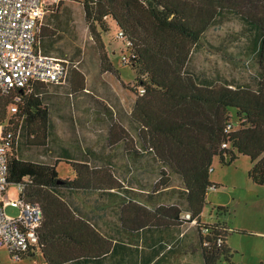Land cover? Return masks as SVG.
<instances>
[{
    "label": "trees",
    "instance_id": "obj_1",
    "mask_svg": "<svg viewBox=\"0 0 264 264\" xmlns=\"http://www.w3.org/2000/svg\"><path fill=\"white\" fill-rule=\"evenodd\" d=\"M243 1L84 0L89 31L100 48L104 49L102 33L108 32V19L132 43L129 61L122 58L121 63L138 70L135 90L138 93L142 88L145 94L137 98L131 117L139 127L143 147L154 153L167 173L181 179L186 208L166 205L152 193L142 201L121 198L118 190L122 185L110 169L90 167L87 162L72 165L73 178L63 181L57 164L20 159L14 153L15 144L9 151L8 183L23 184L22 196L43 212L39 246L34 251L42 252L46 264H104L107 260L161 264L164 255L173 253L176 229L196 221L205 230L200 219L207 193L218 188L210 181L215 157L222 164H230L235 152L250 157L248 176L256 185H264V0H256L257 14H246ZM229 15L238 16L253 32L252 50L259 68L256 88L201 81L187 71L204 33ZM46 36L40 29L43 49ZM44 87L38 85L31 93L17 90L6 97L0 95V132H11L16 138L22 123L29 137L40 140L37 145H45L50 115L40 99L39 91ZM16 95L22 103L8 119L7 109ZM13 118L18 119L16 123ZM229 123L236 125L226 133ZM13 124L16 126L11 128ZM224 144L228 149L222 148ZM166 172L161 171L160 185L152 192L160 194L172 187ZM73 195L107 196V207L117 205L116 236H103L93 219L74 206ZM184 213L190 216L188 221ZM206 230L210 235L201 234L198 240L204 264L229 263L227 229ZM219 240L223 242L220 247ZM134 242L143 244L150 253L132 250Z\"/></svg>",
    "mask_w": 264,
    "mask_h": 264
},
{
    "label": "rangeland",
    "instance_id": "obj_2",
    "mask_svg": "<svg viewBox=\"0 0 264 264\" xmlns=\"http://www.w3.org/2000/svg\"><path fill=\"white\" fill-rule=\"evenodd\" d=\"M242 5L246 14H257L256 0L243 1ZM107 25L108 32L102 33V49L89 31L84 0H63L57 12L44 18V50L51 57L66 60L72 75L65 85H46L39 91L43 107L50 115L45 145H37L40 140L29 137L19 123L21 134L17 136L14 153L23 160L57 164L63 181L73 178L75 163L108 168L122 185L119 197L131 196L142 201L152 193L166 205L178 204L185 209L181 179L167 173L140 140L139 127L131 117L139 97L135 90L138 70L123 66L122 52L128 50L123 41L116 39L115 22L108 19ZM253 39L250 26L238 16L220 19L202 36L187 71L201 81L256 88L259 68L252 50ZM7 113L11 119V110L7 109ZM17 120L13 118V123ZM235 154L230 164L214 158L210 181L218 188L208 190L200 223L205 229H227L231 261L223 264H264V185H256L249 178L250 157ZM161 171L169 174L172 187L157 194L152 191L160 185ZM9 195L20 197L15 184L10 185ZM73 197L74 206L93 219L103 236H116L117 205L115 210L107 207V196ZM8 214L16 217L18 212L9 209ZM201 234L204 233L196 224L186 223L176 229L173 253L164 255L161 264H204L198 244ZM144 247L134 242L132 250L139 248L143 255H148L150 250ZM45 262L41 251L14 262L6 250L0 249V264ZM104 264L121 263L107 260Z\"/></svg>",
    "mask_w": 264,
    "mask_h": 264
},
{
    "label": "built area",
    "instance_id": "obj_3",
    "mask_svg": "<svg viewBox=\"0 0 264 264\" xmlns=\"http://www.w3.org/2000/svg\"><path fill=\"white\" fill-rule=\"evenodd\" d=\"M62 1L0 0V95L3 97L17 90L31 93L38 85L67 84L71 75L67 61L45 54L40 40L44 18L57 12ZM116 39L123 41L127 50L131 48L132 43L122 31L116 33ZM130 57L129 52L122 53L124 62ZM144 92L141 88L138 95L142 96ZM21 103L22 98L16 95L10 105L11 112L17 113ZM235 125L229 123L226 133H230ZM17 139L11 132H0V249L6 250L14 262L23 260L29 252H35L43 221L41 208L22 196L23 184L16 186L19 198L9 195V151ZM222 148L228 149V144ZM9 209L18 212L17 216L9 215ZM185 217L187 221L190 219L189 215ZM191 224H196V221ZM203 233L210 235L206 229ZM222 244V240L217 241L218 247Z\"/></svg>",
    "mask_w": 264,
    "mask_h": 264
},
{
    "label": "crops",
    "instance_id": "obj_4",
    "mask_svg": "<svg viewBox=\"0 0 264 264\" xmlns=\"http://www.w3.org/2000/svg\"><path fill=\"white\" fill-rule=\"evenodd\" d=\"M71 75H72V74H71ZM71 75H70V77H71ZM211 190H212V189H211ZM213 190H214V189H213ZM207 194H208V193H207ZM203 214H204V212L202 213V216H203ZM202 216H201V219H202ZM201 219H200V220H201Z\"/></svg>",
    "mask_w": 264,
    "mask_h": 264
},
{
    "label": "water",
    "instance_id": "obj_5",
    "mask_svg": "<svg viewBox=\"0 0 264 264\" xmlns=\"http://www.w3.org/2000/svg\"><path fill=\"white\" fill-rule=\"evenodd\" d=\"M227 162H229V160H227Z\"/></svg>",
    "mask_w": 264,
    "mask_h": 264
}]
</instances>
